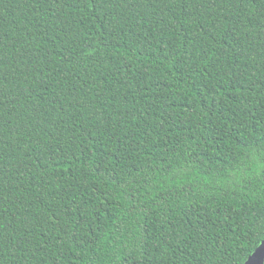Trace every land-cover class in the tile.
Segmentation results:
<instances>
[{
  "label": "trees",
  "instance_id": "1",
  "mask_svg": "<svg viewBox=\"0 0 264 264\" xmlns=\"http://www.w3.org/2000/svg\"><path fill=\"white\" fill-rule=\"evenodd\" d=\"M263 240L264 0H0V264Z\"/></svg>",
  "mask_w": 264,
  "mask_h": 264
},
{
  "label": "water",
  "instance_id": "2",
  "mask_svg": "<svg viewBox=\"0 0 264 264\" xmlns=\"http://www.w3.org/2000/svg\"><path fill=\"white\" fill-rule=\"evenodd\" d=\"M244 264H264V240Z\"/></svg>",
  "mask_w": 264,
  "mask_h": 264
}]
</instances>
